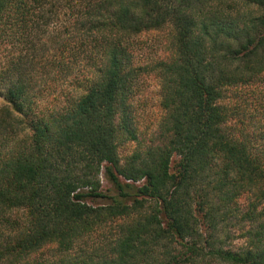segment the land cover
I'll use <instances>...</instances> for the list:
<instances>
[{"label":"trees","instance_id":"16d2710c","mask_svg":"<svg viewBox=\"0 0 264 264\" xmlns=\"http://www.w3.org/2000/svg\"><path fill=\"white\" fill-rule=\"evenodd\" d=\"M163 27L172 55L136 65ZM144 71L160 140L124 159ZM0 98V264L110 226L39 264H264V0H0Z\"/></svg>","mask_w":264,"mask_h":264},{"label":"rangeland","instance_id":"374dc122","mask_svg":"<svg viewBox=\"0 0 264 264\" xmlns=\"http://www.w3.org/2000/svg\"><path fill=\"white\" fill-rule=\"evenodd\" d=\"M135 52V64L141 66H151L162 59L169 58L173 53V40L170 27L148 31L135 37L132 44ZM160 78L153 71H144L137 80L135 92L133 94L132 105L135 113L137 125V139L128 140L120 145L122 158H127L137 151H144L148 146L160 140V123L164 116L161 106V86ZM1 101V98H0ZM55 102V101H54ZM105 190L111 187L104 175L101 176ZM111 193V192H109ZM98 206H104L107 200H92ZM117 221H120L118 219ZM240 226H231V233H238ZM115 233V229L110 227L100 229L95 232L88 242L83 246L82 251L74 250L70 254L59 253L54 244L47 246L30 259L31 264H39L44 261L59 262L62 258L76 256L81 252H101L107 248L108 239ZM243 240L236 239L234 247H240ZM78 249V248H77ZM97 255V254H94ZM95 258L97 256H94Z\"/></svg>","mask_w":264,"mask_h":264},{"label":"snow or ice","instance_id":"6c2138e0","mask_svg":"<svg viewBox=\"0 0 264 264\" xmlns=\"http://www.w3.org/2000/svg\"><path fill=\"white\" fill-rule=\"evenodd\" d=\"M180 2V0H178V3Z\"/></svg>","mask_w":264,"mask_h":264}]
</instances>
